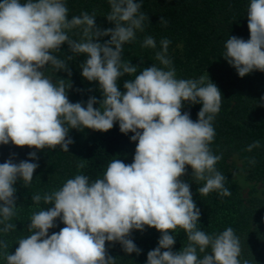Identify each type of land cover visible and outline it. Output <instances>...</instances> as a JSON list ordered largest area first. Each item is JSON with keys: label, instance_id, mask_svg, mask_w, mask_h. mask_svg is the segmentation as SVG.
I'll list each match as a JSON object with an SVG mask.
<instances>
[{"label": "clouds", "instance_id": "obj_1", "mask_svg": "<svg viewBox=\"0 0 264 264\" xmlns=\"http://www.w3.org/2000/svg\"><path fill=\"white\" fill-rule=\"evenodd\" d=\"M111 11L106 19L114 28L100 29L95 14L82 12L68 19L65 0H0V145L69 151L74 141L70 129L84 128L107 132L118 122L121 133H133L137 142L133 162L114 159L103 178L90 182L86 175H76L64 185L32 199L51 204L47 210L32 214L26 238L18 241L14 254L5 252L7 264H116L109 256L106 241L119 243L126 254L141 249L131 239L133 230L143 232L145 226L161 233L158 246L147 253L146 264H250L241 261L239 237L228 227L216 235L198 228L200 209L193 201L190 185L181 177L186 166L192 169L196 182L204 181L198 193L207 196L217 191L230 196L226 177L216 170L221 156L214 155L209 145L215 137L213 121L219 113L222 94L208 73L198 79H177L168 56L170 40L160 41L152 65L133 80H126L122 92L117 81L125 74H135L137 67L122 60L123 45L144 30L148 20L140 11L143 0H108ZM250 39L231 36L224 44L223 58L235 68L239 77L253 71L264 72V0H250L247 9ZM162 26L168 21L160 17ZM81 30L74 40L67 34ZM110 36L104 43L100 37ZM67 43L72 54L60 59L59 52ZM142 47L156 48L153 37L144 39ZM85 55L79 65L81 75L97 81L103 99L90 97L72 103L67 90L70 80L53 79L44 69L51 65L71 77L68 61ZM264 100V97L261 98ZM201 104L193 121L182 112L185 103ZM100 104L94 108V104ZM260 141L249 144L246 151L259 148ZM29 159L14 163L10 157L0 163V229L3 233L16 225L7 223L16 215L18 180L30 185L39 167L36 151ZM81 159L78 169L86 166ZM255 164V159L249 161ZM65 225L49 235L56 220ZM177 228L184 230L188 243L174 252ZM0 247L8 244L0 241ZM210 248V252L206 250ZM164 249V251H161ZM197 249L205 253L198 258Z\"/></svg>", "mask_w": 264, "mask_h": 264}, {"label": "trees", "instance_id": "obj_2", "mask_svg": "<svg viewBox=\"0 0 264 264\" xmlns=\"http://www.w3.org/2000/svg\"><path fill=\"white\" fill-rule=\"evenodd\" d=\"M22 3L26 0H21ZM140 2V0H136ZM69 9L68 19L79 16L82 12L95 14L96 25L100 29L114 28V23L106 19L111 8L108 0H65ZM250 0H143L140 9L148 20L144 21V30L136 31L134 41L123 45L122 60L130 61L137 67L135 74H125L117 81L123 92L126 80H133L143 69L163 67L155 60V53L160 50V41L167 38L171 41L168 56L176 70L177 79H198L208 73L210 80L219 88L222 103L219 113L213 121L215 137L209 145L214 155L221 156L215 165L217 171L226 177L225 187L231 192L230 196L222 197L217 191L207 196L198 193V188L204 181L196 182L192 177V169L186 166V173L181 179L190 185L193 201L200 209L198 228L209 235H216L233 228L239 237L241 261L248 260L250 264H264V72L253 71L239 77L235 68L223 58L224 44L231 36L250 39L248 29L247 9ZM168 21L167 27L162 26L160 17ZM70 38L79 40L81 30L76 28L68 31ZM151 36L156 42V48L142 47L146 37ZM110 36L100 37L98 42L110 40ZM60 59L74 55L67 43L61 45L60 51L53 53ZM85 55L74 56L68 61L72 72L71 77L65 71H56L51 65L46 66L44 73L55 82L58 79L70 80L72 87L67 90L68 99L72 103L83 102L86 106L90 97L98 101L103 99L97 81H88L81 75L79 65L86 60ZM99 108L100 104H94ZM202 105H190L187 102L182 112L190 113L193 121L198 119L197 113ZM133 133L123 134L118 122L107 132L94 131L84 128L69 130V137L74 141L69 145V151L64 152L59 146L56 149L17 147L11 143L0 145V163L10 157L14 163L29 159V152L36 151L39 167L33 173V180L27 187L23 180H18L16 188V215L7 223L16 225L8 233L0 231V241L8 244V248L0 247V264H7L5 252L14 254L19 246L18 241L31 233L27 228L33 213L47 210L51 204L43 200L35 203V194L43 196L59 190L68 179L76 175H86L89 181L103 178L107 166L114 159H125L131 153L135 154L136 143L131 141ZM260 141V147L246 151L249 144ZM238 158L246 171L248 180L261 186L259 194L242 197L233 179L229 160ZM81 159L87 160L83 169L77 164ZM255 159L253 165L250 160ZM56 227L49 229V235L59 232L65 225L57 218ZM3 224H0V229ZM174 252L182 250L188 243L184 230L177 228L174 233ZM161 233L155 228L145 226L143 232L133 230L131 239L141 249V253L126 254L119 243L111 244L106 241L109 256L116 258V264H146L147 253L158 246ZM161 251H164L162 249ZM210 252V248L206 250ZM198 258L205 253L197 249Z\"/></svg>", "mask_w": 264, "mask_h": 264}, {"label": "rangeland", "instance_id": "obj_3", "mask_svg": "<svg viewBox=\"0 0 264 264\" xmlns=\"http://www.w3.org/2000/svg\"><path fill=\"white\" fill-rule=\"evenodd\" d=\"M133 157L134 154L131 153L125 159H122V161L125 164H131L133 162ZM229 164L233 175V179L235 180L242 197L247 198L252 195H256L260 193L261 191L260 184L247 179L246 171L243 169L242 163L238 158L235 157L231 158L229 160Z\"/></svg>", "mask_w": 264, "mask_h": 264}]
</instances>
